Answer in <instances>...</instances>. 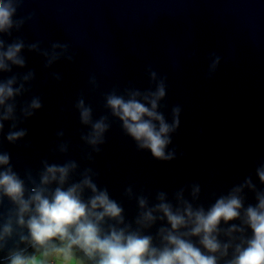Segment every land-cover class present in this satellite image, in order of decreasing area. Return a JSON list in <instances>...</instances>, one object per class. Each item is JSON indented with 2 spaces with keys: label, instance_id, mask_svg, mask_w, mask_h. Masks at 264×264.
<instances>
[{
  "label": "water",
  "instance_id": "1",
  "mask_svg": "<svg viewBox=\"0 0 264 264\" xmlns=\"http://www.w3.org/2000/svg\"><path fill=\"white\" fill-rule=\"evenodd\" d=\"M33 13L21 32L5 40L19 37L45 48L67 43L75 63L61 61L45 69L42 56L25 51L27 68L5 74L34 70L37 79L23 99L37 95L44 103L23 125L29 132L24 142H4L17 172L39 170L43 159L63 163L64 157L53 154L60 129L72 144L69 158L87 166L81 159L86 146L79 138L87 130L74 109L76 99L83 94L96 117L107 114L104 94L130 84L148 88L150 66L167 78L165 114L170 118L175 105L183 109L171 146L177 159L162 162L137 151L115 120L95 157L98 183L121 201L127 218L137 213L135 202L122 195L130 183L137 191L171 193L198 181L205 206L248 175L264 189L255 177V167L264 160V0H24L17 18ZM212 53L221 64L209 79ZM50 72L62 73L63 82L52 80ZM92 76L98 89L89 84ZM28 143L30 149L24 147ZM248 203H255L251 193Z\"/></svg>",
  "mask_w": 264,
  "mask_h": 264
},
{
  "label": "clouds",
  "instance_id": "2",
  "mask_svg": "<svg viewBox=\"0 0 264 264\" xmlns=\"http://www.w3.org/2000/svg\"><path fill=\"white\" fill-rule=\"evenodd\" d=\"M23 3L0 0V264H264V189L252 175L207 206L201 203L203 187L198 181L171 193L137 191L130 183L122 195L135 202L137 213L132 220L121 201L98 183L95 157L107 143L113 120L137 151L150 152L162 162L177 159V150L171 146L183 109L175 105L170 118L165 114L167 78L150 66L148 88L130 84L104 94L107 114L96 117L83 94L76 99L74 109L87 130L79 137L86 146L81 159L87 166L69 158L72 144L60 129L53 154L64 157L63 163L43 159L39 170L26 168L23 175L16 171L4 142H24L29 132L23 125L43 110L44 103L37 95L23 99L37 79L34 70L7 78L5 74L27 68L25 51L42 56L45 69L61 61L75 63L67 43L57 41L45 48L39 41L28 43L19 37L11 43L5 40L34 18V13L17 18ZM220 64L219 55H209V79ZM50 78L63 82L60 72H50ZM89 84L93 89L100 87L95 76ZM255 177L264 186V160L255 167ZM249 193L255 203H248Z\"/></svg>",
  "mask_w": 264,
  "mask_h": 264
}]
</instances>
